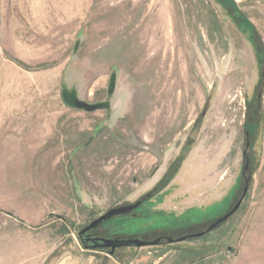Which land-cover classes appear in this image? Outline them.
I'll return each instance as SVG.
<instances>
[{"label":"rangeland","instance_id":"374dc122","mask_svg":"<svg viewBox=\"0 0 264 264\" xmlns=\"http://www.w3.org/2000/svg\"><path fill=\"white\" fill-rule=\"evenodd\" d=\"M0 264H264V0H0Z\"/></svg>","mask_w":264,"mask_h":264},{"label":"water","instance_id":"95a60500","mask_svg":"<svg viewBox=\"0 0 264 264\" xmlns=\"http://www.w3.org/2000/svg\"><path fill=\"white\" fill-rule=\"evenodd\" d=\"M74 105H75V107H77L79 109H83L84 111H87V112L94 111V110H96V109H98L100 107V105H98V104H89V103H87L85 101H82V100H75L74 101ZM247 189H248V181L246 180L245 186L243 188L242 194H241L238 202L233 206V208L228 213H226L224 215V217L221 220L226 219L227 217H229L231 214H233L238 209L241 201L243 200V198H244V196H245V194L247 192ZM132 208H133V206L129 207L130 210ZM121 213H122V211H120L119 209L107 211L106 213L100 215L98 218L93 220L87 226L82 228L79 231V235L85 234L87 231H90V230L94 229L95 227H97L102 222L106 221L107 219L111 218L112 216L120 215ZM88 240H89V238L82 239L81 242H82V244H84ZM90 240L91 241L99 240V242L97 244L94 243L91 246V249L110 248V250L108 251L109 254H112L116 247H124V246L141 247V246L148 245V242H146L144 240H140L138 238L127 239V240H115V239H109V238H99V239H92L91 238ZM228 250H230V248H228Z\"/></svg>","mask_w":264,"mask_h":264},{"label":"flooded vegetation","instance_id":"af4514ba","mask_svg":"<svg viewBox=\"0 0 264 264\" xmlns=\"http://www.w3.org/2000/svg\"><path fill=\"white\" fill-rule=\"evenodd\" d=\"M247 138H248V135H247ZM246 145H249V142L247 141V143H246ZM247 168H248V166H247ZM246 168V169H247ZM244 188V187H243ZM243 191V190H242ZM242 194V193H241ZM246 194H247V192H246ZM246 194H245V196H246ZM241 196V195H240ZM245 196H244V198H243V200L241 201V203H240V205H239V207H238V209L241 207V205H242V203H243V201H244V199H245ZM240 198V197H239ZM239 198L237 199V201L235 202V204L238 202V200H239ZM234 204V205H235ZM238 209L233 213V214H231L229 217H227L226 219H228V218H230V217H232L237 211H238ZM228 213V212H227ZM105 222V221H104ZM104 222H102L100 225H102ZM100 225H98V226H100ZM97 226V227H98ZM97 227H95V228H97ZM95 228L94 229H92V230H90V231H87L85 234H83V235H79V237H80V241L82 240V239H87V238H89V240L88 241H86L84 244H82L83 246H84V248H87V249H91V246L95 243V244H97L98 242H99V240H94V241H91L90 239L92 238V239H99V238H107V237H102V236H98V235H95L94 233H92V231L93 230H95ZM210 231V230H209ZM208 229H206L204 232H202V234H200L199 236H205L206 234H208ZM190 236H192V235H187V237H190ZM181 238V237H180ZM180 238H173L172 236H170V235H164V234H159L157 237L155 236L154 238H152L150 241H146V240H144V241H146V242H148V245H152V246H156V245H159V244H161L162 243V241L163 240H166L167 242H170V243H177V242H180ZM82 243V242H81ZM148 245H146V246H148ZM124 247H131V246H124ZM119 248H122V247H116L115 249H114V251H113V253L115 252V250H117V249H119ZM96 249H106L107 251H109L110 250V248H96ZM112 253V254H113Z\"/></svg>","mask_w":264,"mask_h":264},{"label":"crops","instance_id":"0c3cea01","mask_svg":"<svg viewBox=\"0 0 264 264\" xmlns=\"http://www.w3.org/2000/svg\"><path fill=\"white\" fill-rule=\"evenodd\" d=\"M241 247H240V250H241V248H242V245H240Z\"/></svg>","mask_w":264,"mask_h":264}]
</instances>
